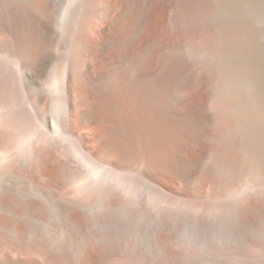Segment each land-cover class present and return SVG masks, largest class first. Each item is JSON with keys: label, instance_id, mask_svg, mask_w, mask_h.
<instances>
[{"label": "bare ground", "instance_id": "bare-ground-1", "mask_svg": "<svg viewBox=\"0 0 264 264\" xmlns=\"http://www.w3.org/2000/svg\"><path fill=\"white\" fill-rule=\"evenodd\" d=\"M73 1L0 0V264H264V245L249 247L252 225L264 221L262 186L234 202L219 174L213 194L170 202L155 181L170 173L191 181L187 166L200 162L208 120L209 127L218 120L206 116L214 108L202 95L207 68L199 99H171L192 68L189 53L161 70L173 45L207 51V0H155L154 10L148 0ZM151 19L166 20L171 40L149 45ZM80 99H91L92 109ZM117 104L141 116L148 145L194 127V159L179 145L156 152L133 146L131 134L116 140ZM93 123L107 134L97 143L83 132ZM228 160L216 151L217 164Z\"/></svg>", "mask_w": 264, "mask_h": 264}, {"label": "rangeland", "instance_id": "rangeland-1", "mask_svg": "<svg viewBox=\"0 0 264 264\" xmlns=\"http://www.w3.org/2000/svg\"><path fill=\"white\" fill-rule=\"evenodd\" d=\"M148 1V8L154 10L155 0ZM60 2L62 6L75 5L73 0H60ZM207 4L205 11L209 35L207 51H201L202 48L194 44L195 52H192V45L178 43L173 45V48L177 49L176 53L167 54V59L161 65L162 70L167 68L171 61L188 60L187 53L191 56H189V63L192 68L188 75L183 76L175 84L171 99H199L198 94L203 88L200 87L203 84L202 68L205 70L207 68L211 80L209 87L202 95L203 99H208L214 108H208L209 112L207 111L206 116L207 119L218 118L216 125L210 127L208 120V135L201 138L198 149L200 162L187 166L194 175L191 181L175 173L156 175L155 181L169 195L170 202H179L183 198L190 200L202 198L207 194H213L212 180H216L219 174L228 181L226 195L234 202L245 196L250 197L254 194L251 192L256 191L260 186L264 188V0H207ZM124 6L120 3L119 10H124ZM170 12L171 9L167 11L169 14ZM127 20L126 16L120 19L123 34ZM156 21L151 19L145 26V30L151 35L149 45L157 42L159 38L171 40L169 36L175 32L166 26V20V25L163 20ZM98 23L102 31L114 34L115 28L110 23L104 19H99ZM168 24L171 26L170 22ZM102 36L101 33L97 34L96 42L98 40L101 42ZM52 51H58L57 45L52 46ZM102 92L104 93V89ZM80 100L85 102L84 107L92 109L91 99ZM103 104L100 109L102 113L109 108H106L104 101ZM114 109L115 115L120 119H126L125 117L129 119L127 125L120 123V119L115 124L116 140L119 141L123 135L124 137L132 135L133 146L138 145L143 150L152 149L156 152L161 150L170 152L179 145L181 150L178 152L181 156L187 157L188 160L194 159L195 154L188 144L194 127L179 126L175 132L169 131L168 134L161 135L155 139L156 142L148 145L142 136L144 130L140 124L141 116L132 110L129 112L120 104H117ZM194 115V126L202 129L204 127L202 117L196 113ZM83 132L90 143H97L105 139L107 135L101 131L97 123L87 125ZM216 151L222 152L227 160L229 159L225 165L216 163ZM145 159L147 163L148 158ZM168 164H172V161ZM163 166L166 167L167 163ZM259 191L260 188L256 194ZM260 206L264 210V202ZM251 230V234L254 235H250L249 239L254 245L249 244V247L252 251H259L260 246L264 245V238L261 236L264 234V221L255 222Z\"/></svg>", "mask_w": 264, "mask_h": 264}]
</instances>
